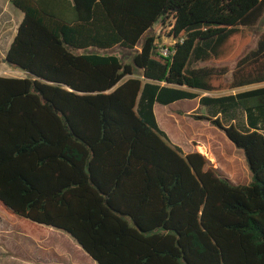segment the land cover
Wrapping results in <instances>:
<instances>
[{"label": "trees", "instance_id": "16d2710c", "mask_svg": "<svg viewBox=\"0 0 264 264\" xmlns=\"http://www.w3.org/2000/svg\"><path fill=\"white\" fill-rule=\"evenodd\" d=\"M8 1L24 19L6 62L28 77H0V205L95 264H264V87L196 93L264 84V33L243 56L264 0ZM158 25L174 45L149 36L133 65L90 52L134 51ZM235 61L230 80L197 67ZM195 100L209 116L188 117L244 153L249 185L160 128L156 105ZM42 239L33 255L65 260Z\"/></svg>", "mask_w": 264, "mask_h": 264}, {"label": "rangeland", "instance_id": "374dc122", "mask_svg": "<svg viewBox=\"0 0 264 264\" xmlns=\"http://www.w3.org/2000/svg\"><path fill=\"white\" fill-rule=\"evenodd\" d=\"M5 3L10 5L8 0H0V36L4 30L5 36L3 42L7 43L8 36L10 35L9 33H11L7 30L12 28L11 26L18 22L17 16L20 21H23L24 15L13 6H11V8L17 16L10 15L8 11H5L4 8L1 7ZM252 31L253 42L247 49L244 50L243 56L257 47L259 38L264 33V18L256 28H253ZM149 36L157 37L159 39L158 43L161 47H171L174 45V41L168 36V31L162 29L161 26L158 25L152 32L141 40L140 45L134 51L118 48L113 52L96 50H91L90 52L101 55L113 54L119 57L124 64L133 65L135 56L141 51L145 40ZM4 49L5 48L2 46L0 51V74L3 77L9 76L10 78L18 79L27 78L28 76L25 72L16 70L7 64L2 57V53H5ZM236 64L237 61L228 62L219 66L210 64L198 65L197 67L209 66L228 68L230 73L227 76V80H230ZM135 74L136 77H141V72H139V70H136ZM196 93L203 97H223V95L232 94V92L207 94L199 91H196ZM193 106L194 109L189 111L190 114L188 115L209 116V109L207 107L201 108L199 100L183 101L168 107L158 104L156 108L158 123L160 125L159 117H161L165 123V126H161L160 128L166 132L171 141L178 146H180L179 143H184L186 145L191 144L192 136L196 138L198 137V139L201 140V148L198 149V152L204 155L208 161L213 164V166L209 165V168L217 171L220 176L233 180L232 175L225 169V165H230L233 168H236V170L242 174L244 178L251 181L250 175L252 174L249 167L245 170L242 163V161L246 160L245 156L236 153V151H239L237 149L234 152L230 150L231 143L223 132L215 127H212L208 122L196 121L189 118L188 115L187 117L184 116L187 114L184 110ZM175 109H177L176 112L174 111ZM13 232L18 235L19 244L23 245L22 249L13 241ZM39 236L44 238L42 240H48L49 238L50 240L48 244H52V246L56 247L58 251H64L63 254L66 256L65 260L61 261L57 259V253L56 256L51 253H45L40 256L33 255L35 248H37ZM66 246H70V249L68 248V250H66ZM82 251L83 250L65 234L46 227H39L33 225L32 223H25V221L18 219L0 205V264H95L90 258L88 259V257H86L87 254L85 255Z\"/></svg>", "mask_w": 264, "mask_h": 264}, {"label": "crops", "instance_id": "0c3cea01", "mask_svg": "<svg viewBox=\"0 0 264 264\" xmlns=\"http://www.w3.org/2000/svg\"><path fill=\"white\" fill-rule=\"evenodd\" d=\"M9 2V1H8ZM10 3V2H9ZM11 4L9 5L8 3H5V4H3L1 7L2 8H4V10L5 11H8L9 13H10V15H16L14 12H13V10H12V8H11ZM17 16V15H16ZM17 19H18V22L16 23V24H14V25H12L11 27L12 28H10L9 30H7L8 32H11V33H9L10 35L8 36V42L7 43H4L3 42V39H4V36H5V33H4V30H3V32H2V35L0 36V51H1V47L3 46V48H5L4 49V52L5 53H2V57L4 58V60L6 61V56H7V53H8V51H9V49H10V47H11V45H12V43H13V41H14V39H15V37H16V35H17V32H18V28H19V26H20V24L22 23V21H20V19H19V17L17 16ZM11 30V31H10ZM1 75V74H0ZM0 77H3L2 75L0 76ZM7 77H9V76H7ZM264 87V84H261V85H259V86H254V87H249V88H245V89H240V90H237V91H233L232 92V94H228V95H223V97L224 96H230V95H236L237 93H240V92H245V91H249V90H253V89H257V88H263ZM179 103V102H178ZM177 104V103H176ZM173 105H175V104H173ZM173 105H171V106H173ZM156 108H157V105H156V107H155V113H156ZM192 109H194V106L193 107H191V108H188V109H186V110H184V112H186L187 114L186 115H184V116H186L187 117V115L188 114H190V112L189 111H192ZM176 110L177 109H175L174 111L176 112ZM178 118V117H177ZM158 120V119H157ZM160 127H161V125H159ZM230 142V141H229ZM200 143H201V140L200 139H198V137L196 138V137H193L192 136V138H191V144H188V145H186V144H184V143H179V147H181L182 149H183V151L186 153V154H193V153H199L198 152V149H200L201 147H200ZM231 143V142H230ZM178 146V145H177ZM184 147H186V148H184ZM230 150L232 151V152H234V151H236V148H235V146L231 143L230 144ZM234 149V150H233ZM238 150V149H237ZM236 153H238V154H241V155H244V153L243 152H241V151H236ZM207 156V155H206ZM247 161L245 160V161H242V163H243V165H244V167H245V170H246V168H248V164L246 163ZM209 165H211V166H213V164H211L210 162H209ZM247 166V167H246ZM251 176V181L249 180V179H247V178H244L243 177V180H241V179H238V178H236V179H234L233 178V180L232 179H228V180H230L234 185H236V186H246V185H249L251 182H252V175H250ZM224 178H226V177H224ZM243 182H245V183H243ZM239 184H241V185H239Z\"/></svg>", "mask_w": 264, "mask_h": 264}, {"label": "built area", "instance_id": "2783aa9c", "mask_svg": "<svg viewBox=\"0 0 264 264\" xmlns=\"http://www.w3.org/2000/svg\"><path fill=\"white\" fill-rule=\"evenodd\" d=\"M162 55H163L165 58H167V57L170 55L169 50H167V49L163 50V51H162Z\"/></svg>", "mask_w": 264, "mask_h": 264}, {"label": "bare ground", "instance_id": "6f19581e", "mask_svg": "<svg viewBox=\"0 0 264 264\" xmlns=\"http://www.w3.org/2000/svg\"><path fill=\"white\" fill-rule=\"evenodd\" d=\"M203 149V148H202ZM204 150H206V149H204ZM206 153V152H205Z\"/></svg>", "mask_w": 264, "mask_h": 264}]
</instances>
